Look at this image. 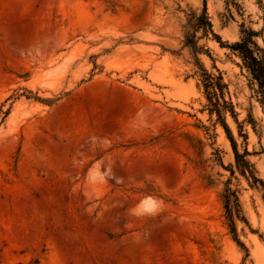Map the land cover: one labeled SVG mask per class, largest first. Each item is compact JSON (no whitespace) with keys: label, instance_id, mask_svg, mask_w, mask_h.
I'll list each match as a JSON object with an SVG mask.
<instances>
[{"label":"rangeland","instance_id":"1","mask_svg":"<svg viewBox=\"0 0 264 264\" xmlns=\"http://www.w3.org/2000/svg\"><path fill=\"white\" fill-rule=\"evenodd\" d=\"M206 2L223 43L252 29L264 49V0ZM203 9L0 0V264H264V188L237 169L198 63L221 72L263 181L264 110L236 54L202 30L187 45Z\"/></svg>","mask_w":264,"mask_h":264},{"label":"trees","instance_id":"2","mask_svg":"<svg viewBox=\"0 0 264 264\" xmlns=\"http://www.w3.org/2000/svg\"><path fill=\"white\" fill-rule=\"evenodd\" d=\"M194 30L195 34L191 37H187V45L192 47L195 53H197L196 33L202 30L206 36L211 33L222 47L228 48L241 59V67L249 73L252 85L255 87V92L258 96V101L264 110V49H262L255 41V38L261 34L252 29L244 30L243 37L240 41L233 44L223 43L221 37L213 31V26L207 13L206 0H204L203 14L197 19ZM198 64L202 72V83L207 100L211 106V113L217 114L220 123L232 144L237 169L247 179H253L255 183L261 184L264 188V181L255 177L253 165L247 160L249 153L245 152L241 154L239 152L235 138L226 123L224 115L227 113H230L235 122L238 123L237 114L234 110L233 104L225 98V92L228 89V85L224 82L221 72H219L218 75L209 73L203 65L200 63ZM224 199L227 218L232 225L233 233L236 235L235 219L239 218L245 223L247 221L244 217H241V206L239 198L235 192H232L231 189H227Z\"/></svg>","mask_w":264,"mask_h":264},{"label":"bare ground","instance_id":"3","mask_svg":"<svg viewBox=\"0 0 264 264\" xmlns=\"http://www.w3.org/2000/svg\"><path fill=\"white\" fill-rule=\"evenodd\" d=\"M16 31H18V29H17V27H16V29H15Z\"/></svg>","mask_w":264,"mask_h":264}]
</instances>
